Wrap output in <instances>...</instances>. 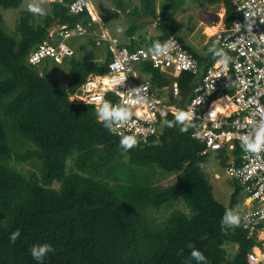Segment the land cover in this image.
<instances>
[{
    "label": "trees",
    "instance_id": "1",
    "mask_svg": "<svg viewBox=\"0 0 264 264\" xmlns=\"http://www.w3.org/2000/svg\"><path fill=\"white\" fill-rule=\"evenodd\" d=\"M70 2L53 0L47 15L38 19L22 12L9 35L1 10L15 9L21 0H0V264H196L189 260L194 249L204 254L207 264H247L246 254L256 240L241 225L226 230L220 225L225 210L238 204L240 188L233 181L227 205L215 200L202 167L209 153L202 154L204 144L192 138V126L169 128L163 122L156 141L138 142L125 152L119 147L121 136L98 122L92 105L69 100L89 74L106 71L108 57L100 64L85 53L81 59L74 55L65 60L71 77L67 87L49 79L46 69L39 73L27 64L32 49L44 41L52 43L50 29L70 28L79 21L80 15L69 13ZM205 2L216 5L221 0ZM182 3L164 0L157 14L155 0H141L129 16L157 18L159 35L150 44L173 36L204 71L214 59L195 55L180 36L173 16ZM233 6V0H224L226 27ZM141 26L126 30L129 49L139 47L132 38ZM87 45L95 48L91 38ZM85 49L81 46L80 51ZM145 68L155 86L165 81L149 65ZM194 81L190 73L177 77L181 96ZM105 101L113 105V95H106ZM174 119L169 115L164 121ZM182 127L187 130L182 132ZM218 156L225 165L226 156ZM26 162L37 174L27 177L16 169ZM154 168L175 174L176 181L156 185L149 174ZM178 200L188 214L174 208L161 223L144 218L148 211L172 208ZM17 230L20 236L11 243L9 236ZM42 244L54 251L37 262L30 249ZM227 244L236 246L229 260Z\"/></svg>",
    "mask_w": 264,
    "mask_h": 264
},
{
    "label": "built area",
    "instance_id": "2",
    "mask_svg": "<svg viewBox=\"0 0 264 264\" xmlns=\"http://www.w3.org/2000/svg\"><path fill=\"white\" fill-rule=\"evenodd\" d=\"M233 5L231 24L220 38L221 49L231 57L227 69L217 64L220 58L210 65L182 106L178 82L174 78L181 73L197 76L198 60L173 36L159 42L167 45V50L156 60L149 51L153 45L129 49L108 35L89 0H71L69 13L80 15L79 21L70 28H59L55 43L44 41L37 45L29 52L26 62L30 66L45 61L63 63L75 55L63 41L71 37L91 38L96 47L105 44L109 59L106 71L89 74L69 100L92 105L96 112L106 95L112 94L113 106L128 107L131 117L126 124L110 132L116 136H135L142 145L158 139L166 117H175L179 111H191L192 119L184 125L192 126V138L204 144L202 154L223 153L227 158L224 174L240 188L242 200L234 210L241 216L242 228L257 242L246 254V263L264 264V150L257 159L241 149L242 138L254 135L264 115L260 111L264 109V41L260 40L264 35V0H233ZM250 13L254 14L249 16L254 21L251 33L245 26V18ZM189 61L192 66L183 68L182 65ZM146 65L164 76L173 77L163 87L170 91L171 101L153 86V76ZM133 89L140 90L141 103H126L136 99V94L129 95Z\"/></svg>",
    "mask_w": 264,
    "mask_h": 264
},
{
    "label": "rangeland",
    "instance_id": "3",
    "mask_svg": "<svg viewBox=\"0 0 264 264\" xmlns=\"http://www.w3.org/2000/svg\"><path fill=\"white\" fill-rule=\"evenodd\" d=\"M53 0H45L42 7L45 10L49 9V5ZM29 0H21L20 5L15 9L1 10V15L4 20V29L9 35H13L16 29V24L19 20V16L22 12L27 11V3ZM92 5L95 14L103 22L104 28L110 37L116 38L120 44H125L127 40L126 30L131 25H137V21L129 13L134 9L140 7L141 0H89ZM164 0H155V6L158 9L162 5ZM122 6L121 10L118 6ZM220 5L216 4L212 7L208 5L205 0H183V3L174 14L173 18L179 25L180 36L184 40H191L194 44L200 46V25L213 24L212 20H219ZM38 19L39 15H35ZM215 21V22H216ZM203 22V23H202ZM138 25H141L138 24ZM155 23L153 21L145 22L136 32L137 38L144 40L152 33L147 31L148 28L154 27ZM56 28V27H55ZM147 29V30H146ZM156 35H159V31L154 27ZM87 37H71L63 40L64 43L69 46L77 55L81 53V46H84L87 51L92 52L96 60L101 59L105 55L104 46L92 48L88 46ZM90 40V39H89ZM147 44V43H144ZM83 57V56H82ZM99 64V63H97ZM68 63L64 61L61 64H55L52 61H45L38 66L36 70L42 73L43 69H46V75L49 79L54 80L60 86L67 87L70 82V73L68 70ZM123 160L127 161V156L123 157ZM72 166V161H68V167ZM203 171L208 175V182L212 188V193L216 201L222 205H227L230 199V195L233 191L234 183L224 174V165L221 164L218 153L210 152L202 165ZM16 169L22 171L27 177L32 173H36V168L31 163H21L16 166ZM154 175L153 182L156 185L166 186L172 184L176 181L175 174H164L158 169L154 168L149 171V174ZM218 175V178H215ZM214 177V178H213ZM217 179V180H216ZM53 188H59L58 184H54ZM172 208H167L166 206L161 208L158 212L151 213L148 211L144 216L145 219L148 217L153 219L156 223L163 222L172 209L177 208L187 213L189 210L185 208L183 203L178 200L174 203ZM227 252V259H231L234 252L236 251V246L233 244H227L224 246Z\"/></svg>",
    "mask_w": 264,
    "mask_h": 264
},
{
    "label": "clouds",
    "instance_id": "4",
    "mask_svg": "<svg viewBox=\"0 0 264 264\" xmlns=\"http://www.w3.org/2000/svg\"><path fill=\"white\" fill-rule=\"evenodd\" d=\"M45 3V0H29L27 3V11L33 15H39L41 17H44L47 15V12L42 7V5ZM254 15L253 13L248 14L246 16V30L251 33L253 28L254 21L249 19V16ZM239 28L240 25H237ZM260 40L264 41V35L260 36ZM232 47H235V45H232ZM167 50V45H161L159 42H154L151 49H149L150 52L153 53V60H156V58L160 55H163ZM208 51H211L214 53V56L220 57V59L217 61L218 65H223L224 69L226 70L228 67V64L231 60V57H229L227 54L223 52V50H217L215 44H213L212 47L208 49ZM192 66V62L189 61L188 63H185L182 65L183 68L187 69ZM139 89H133L132 92L129 94L130 96L132 94H136V99H129L126 101V103L130 104H137L141 103L143 101V97H140L138 95ZM262 113H264V109L260 110ZM96 115L98 122L102 123L103 126L108 129L109 131H114L115 127L117 126H123L126 124L130 117H131V111L128 107H121V106H113L109 101H103L102 104L96 109ZM192 112H183L179 111L175 115L174 121H164V124L171 128L174 126V124H184L185 121H190L192 119ZM182 132L186 131V127H182L180 129ZM138 141L135 138V136L131 135H122L119 147L123 149L125 152L133 149L135 146H137ZM241 149L246 154H251L256 156L257 159H259V154L262 150H264V115H262L261 120L259 121L258 126L255 129L253 136H244L242 138L241 143ZM241 223V216L239 213L233 209H227L225 210L224 215L221 218L220 225L222 230H226L229 228H235L239 227ZM20 236V231L17 230L9 236V240L11 243H15L18 237ZM54 251V248L49 244H42V245H33L30 249V255L31 257L36 260L37 262L43 261L46 256H48L50 253ZM181 253H178V255ZM189 260H195L196 264H207V259L204 256L202 252L199 250H193L190 253Z\"/></svg>",
    "mask_w": 264,
    "mask_h": 264
},
{
    "label": "crops",
    "instance_id": "5",
    "mask_svg": "<svg viewBox=\"0 0 264 264\" xmlns=\"http://www.w3.org/2000/svg\"><path fill=\"white\" fill-rule=\"evenodd\" d=\"M218 5V4H217ZM219 5H220V13L218 14L219 15V20L218 21H216V20H212V23L213 24H206V26L205 25H203V26H201L200 25V30H201V35H200V42H201V45L200 46H198V45H196V44H194L191 40H184L185 41V44L187 45V47L188 48H190L191 50H192V52L195 54V55H197V56H199V57H201V58H203V57H205V58H207L208 60H211V59H214V62H216L220 57H216V56H214V53L213 52H211V51H208V49L210 48V47H212L213 46V44H215V46H216V48H217V50H222L221 49V46H220V38L223 36V34H224V32H225V30L229 27H226L225 26V23H224V20H225V7H224V0H221V2L219 3ZM212 6H214V5H210V7H212ZM133 18V17H132ZM135 19V18H134ZM157 19V18H156ZM136 20V19H135ZM138 20V19H137ZM216 21V22H215ZM203 23V22H202ZM140 24V23H139ZM156 24V23H155ZM231 24V23H230ZM138 25V24H137ZM141 25H143V23H141ZM154 27H155V25H154ZM154 27H151V28H148V30L147 31H151L152 33L146 38V42H144V40H141L140 38H137V36H136V34L134 35V37L132 38V39H134V40H136L137 42H138V44H139V47H146V46H150L151 44H150V40H151V38L152 37H154V36H157L156 35V31H155V29H154ZM60 29L58 28V27H53L52 29H50V36H51V40H52V43H55L56 41H58V35H57V32L59 31ZM88 38V37H87ZM90 39V38H89ZM89 39H88V41H89ZM184 39V38H183ZM129 42H130V39L127 37V40H126V43L124 44V45H128L129 44ZM144 43H147V44H144ZM104 46V50H105V55L101 58V59H98V60H96V58H95V56L94 55H92L93 56V61L97 64V63H102V62H104V60L106 59V57H108L107 56V53H106V48H105V44H103L102 46H100V47H103ZM94 47H96L95 45H94ZM185 49V48H184ZM186 50V49H185ZM85 51H87V49H85ZM187 51V50H186ZM90 52V51H89ZM84 53L85 52H81L79 55H77V53H75V57L76 58H78V59H81L82 58V56L84 55ZM92 54V53H91ZM191 54V53H190ZM192 55V54H191ZM193 56V55H192ZM213 62V63H214ZM212 63V64H213ZM212 64H210V65H212ZM209 65V66H210ZM209 66H207L206 67V69L209 67ZM206 69L204 70V71H202V69H201V65H200V68H199V74L197 75V76H195V81H194V84L191 86V87H189L188 88V90H189V92H188V90H187V92L184 94V95H186L187 94V98H186V100L184 101V104H186V102H187V100L192 96V89H193V87H194V85H195V83H196V81L198 80V78L199 77H201V75H202V73L203 72H205L206 71ZM147 70V69H146ZM152 74V73H151ZM192 75V74H191ZM153 76V75H152ZM194 76V75H193ZM162 77H163V79L165 80L160 86H155L154 84V81H153V86L155 87V88H157V89H159V91H160V93L162 94V96L166 99V100H168V101H171V97H170V94L171 93H169L170 91L166 88V90L164 89L163 90V87L164 86H166V85H168L169 84V82H171L172 80H173V77H167L166 75L164 76L163 74H162ZM174 80H177V77L176 78H174ZM184 95L183 96H181L180 95V98H181V100H180V102H179V104L181 105V101L183 100V97H184ZM184 104H182V105H184ZM181 105V106H182ZM230 105H228V107H229ZM232 109V108H231ZM214 178V177H213ZM216 178V177H215ZM217 180V179H216ZM241 195V194H240ZM239 195V199H238V203H240L241 202V196Z\"/></svg>",
    "mask_w": 264,
    "mask_h": 264
},
{
    "label": "water",
    "instance_id": "6",
    "mask_svg": "<svg viewBox=\"0 0 264 264\" xmlns=\"http://www.w3.org/2000/svg\"><path fill=\"white\" fill-rule=\"evenodd\" d=\"M150 21H153L154 23H156L157 22V19L155 17L151 16L150 14H148L146 17H143V18L138 19L137 24H139V23H145V22H150ZM85 54H86V57H87V59L89 61H93V56H92L91 52L85 51ZM188 92H189V90H188ZM186 98H187V94L184 95L183 100L181 101V105L184 104V101L186 100Z\"/></svg>",
    "mask_w": 264,
    "mask_h": 264
}]
</instances>
